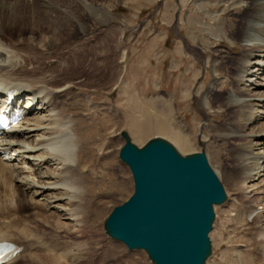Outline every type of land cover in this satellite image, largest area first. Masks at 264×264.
<instances>
[{
    "label": "rangeland",
    "instance_id": "rangeland-1",
    "mask_svg": "<svg viewBox=\"0 0 264 264\" xmlns=\"http://www.w3.org/2000/svg\"><path fill=\"white\" fill-rule=\"evenodd\" d=\"M1 1L11 6L17 5V0ZM92 6L109 12L112 31L97 20L88 19L85 22L91 30H76L62 41L61 46L65 49L73 43L76 46V50L74 47L64 49L63 53L65 59H70V66L72 59L76 60V73L70 77L80 89L67 98L74 96L82 100L87 97L93 103V107L88 108L87 116H84L85 125L88 124L86 141L89 144L84 153L93 156H90L93 159L86 160V164L90 170L94 169L93 176L101 184L93 191L92 200L84 204L85 211L93 207L91 221L88 222L91 229L85 227L84 221L78 233H56L60 240L57 247L82 242L83 259L79 264H152L146 252L129 251L124 244L110 238L104 228L112 211L128 201L134 193L131 171L119 158L125 145L121 135L127 132L139 148L161 138L173 145L182 156L205 153L216 174H222L218 176L228 200L214 208L216 219L210 233L213 253L206 264H264V246L258 238L260 230L248 213V200L235 189L231 180L236 165L232 156L234 145L227 139H219L213 128L209 127L210 124L215 127L231 123L221 98L232 89L237 61L243 52V44L237 40L249 12L243 0H93ZM207 24L214 30L222 24L233 38L227 40L218 33L210 35ZM106 31L110 36L109 64L104 69L97 62L99 65L90 68L88 47L97 46L99 50ZM11 35L16 41L20 37L27 41L30 37L27 31L20 32L19 29ZM35 37L37 42L40 41V36ZM123 51L126 57L121 61ZM39 61L40 68L50 66L55 69L47 58ZM215 61L219 81L211 95L214 108L204 113L198 102L215 79ZM87 68H90V72L86 71ZM77 74L79 78L74 77ZM64 79L68 81L66 76ZM160 99L166 102L168 110L165 121L161 119ZM77 117L82 118V115L77 114ZM166 121L170 127H167ZM177 127L190 135L188 147L184 144L177 146L172 141L176 135L170 129ZM204 139L208 142L204 143ZM0 182L3 187L4 182ZM8 189L12 194L13 188L10 186ZM6 211L11 219L5 217V212L2 214L11 222L10 225H30L31 214L36 210L25 208L19 215L13 211L11 214L9 209ZM39 230H42L40 235L43 234L44 242L33 241L30 252L16 264H29L27 257L31 252L37 255L54 253L49 251L55 245L52 242L53 233L42 225Z\"/></svg>",
    "mask_w": 264,
    "mask_h": 264
},
{
    "label": "bare ground",
    "instance_id": "bare-ground-1",
    "mask_svg": "<svg viewBox=\"0 0 264 264\" xmlns=\"http://www.w3.org/2000/svg\"><path fill=\"white\" fill-rule=\"evenodd\" d=\"M1 2L0 101L3 104L0 109L5 107L9 98L7 91L11 89L27 93L28 104L23 105L26 117L17 126L20 133H7L0 137V154L4 152L7 155L9 148H13L6 159L5 155L0 156V181L5 184L0 186V215L3 217L2 213L8 209L10 213L13 211L18 215L25 208L36 211L31 214L30 225H10L11 222L5 219L8 217L6 211L4 214L7 216L3 217L5 220L0 218V241L12 242L22 247V252L8 263L16 264L30 252L35 241L44 242L43 234L40 235L43 229L39 230L42 225L53 233V238L50 239L55 245L51 249L48 247L54 253L37 255L31 252L27 257L30 259L29 264H79L83 259V243L73 242L59 248L57 246L60 240L55 234L78 233L84 226V221L85 227L91 229L88 222L91 221L93 207L85 211L84 204L92 200L93 191L101 183L93 176L94 169L90 170L86 164V160L93 159V156L84 153L89 145L86 141L88 124L85 125L84 116L88 108L93 107V103L87 97L82 100L74 96L67 98L80 89L73 77H70L76 73V60L72 59L70 66V59H65L63 53L73 47L76 50V46L73 43L65 49L61 43L76 30L90 31L91 27L85 22L88 19L97 20L108 31H112V18L108 11L93 7V0H17V5L14 6ZM243 3L249 10L246 11V24L237 37L243 44V52L237 61L232 89L221 98L225 114L231 123L228 126L217 124L215 127L210 124L209 127L213 128L212 131L219 139H227L234 145L232 156L236 165L231 180L235 189L248 200V213L260 230L258 238L264 246V0H243ZM206 27L211 25L207 24ZM17 29L20 32L27 31L29 39L24 41L25 38L20 37L16 41L11 34ZM210 30V35L218 33L227 40L233 38L222 24L218 29ZM108 31L106 35L103 34L99 50L97 46L88 47L90 68L97 62L104 69L109 64ZM36 35L41 37L38 42ZM38 49L42 55L38 53ZM43 57L49 59L51 67L55 69L49 68L50 66L47 69L40 68L39 60ZM125 57L126 53L123 51L121 61ZM90 68L86 71L90 72ZM213 69L215 79L198 102L204 113L211 112L214 108L211 95L219 81L216 61ZM65 76L69 82L65 81ZM74 77L79 78V75ZM37 98H41V101L38 107H34V100ZM158 105L161 107V119L165 121L168 111L166 102L160 99ZM77 114H81L82 118H76ZM167 123V127H170L169 122ZM170 130L176 135V139L172 141L177 146L184 144L188 147L190 135L184 134L178 127ZM204 136L207 137L205 134ZM203 142L208 141L204 139ZM8 159L12 161L9 162ZM218 174L222 176L220 172ZM10 186L13 188L12 194L8 189ZM15 240L23 243L18 244Z\"/></svg>",
    "mask_w": 264,
    "mask_h": 264
},
{
    "label": "water",
    "instance_id": "water-1",
    "mask_svg": "<svg viewBox=\"0 0 264 264\" xmlns=\"http://www.w3.org/2000/svg\"><path fill=\"white\" fill-rule=\"evenodd\" d=\"M119 158L133 176L134 193L104 224L129 251H144L152 264H206L215 206L228 198L205 153L182 156L157 138L137 147L127 132Z\"/></svg>",
    "mask_w": 264,
    "mask_h": 264
}]
</instances>
